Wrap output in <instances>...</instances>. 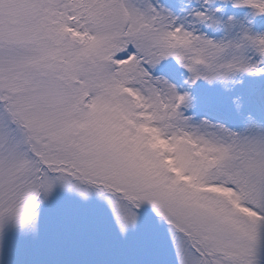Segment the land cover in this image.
I'll return each instance as SVG.
<instances>
[{
	"label": "snow or ice",
	"instance_id": "6c2138e0",
	"mask_svg": "<svg viewBox=\"0 0 264 264\" xmlns=\"http://www.w3.org/2000/svg\"><path fill=\"white\" fill-rule=\"evenodd\" d=\"M0 264H264V0H0Z\"/></svg>",
	"mask_w": 264,
	"mask_h": 264
},
{
	"label": "rangeland",
	"instance_id": "374dc122",
	"mask_svg": "<svg viewBox=\"0 0 264 264\" xmlns=\"http://www.w3.org/2000/svg\"><path fill=\"white\" fill-rule=\"evenodd\" d=\"M165 3H171V0H164Z\"/></svg>",
	"mask_w": 264,
	"mask_h": 264
}]
</instances>
